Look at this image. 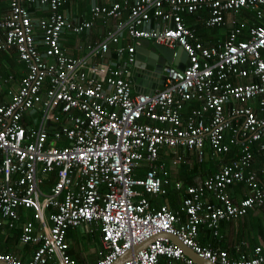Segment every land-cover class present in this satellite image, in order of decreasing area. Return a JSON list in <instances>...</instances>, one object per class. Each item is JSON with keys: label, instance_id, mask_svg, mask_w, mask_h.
Wrapping results in <instances>:
<instances>
[{"label": "built area", "instance_id": "built-area-1", "mask_svg": "<svg viewBox=\"0 0 264 264\" xmlns=\"http://www.w3.org/2000/svg\"><path fill=\"white\" fill-rule=\"evenodd\" d=\"M66 4L8 0L0 15V52L15 49L24 65L17 80H0V93L15 87L8 100L0 97V230L15 229L22 210L31 211L18 241L35 246L28 260L0 251V262L78 264L68 232L82 227L98 232L94 264H113L146 241L120 264H197L171 236L215 264H264V244L249 250L242 242L232 257L198 242L201 226L217 239L222 220L264 206L252 167L255 147L264 169V0L93 3L88 19L69 17ZM242 9L257 23L231 18L226 39L213 45L184 22L206 10L205 26L217 28ZM96 24V39L77 46L81 56L65 51L64 35L89 33ZM139 39L180 46L189 65L164 67L162 89L136 92L129 73ZM188 102L196 106L183 116ZM236 144L239 155L188 185L177 208L154 205L168 182L163 149L186 146L201 157L206 145L221 155ZM237 183L249 193L233 201L228 187Z\"/></svg>", "mask_w": 264, "mask_h": 264}, {"label": "crops", "instance_id": "crops-1", "mask_svg": "<svg viewBox=\"0 0 264 264\" xmlns=\"http://www.w3.org/2000/svg\"><path fill=\"white\" fill-rule=\"evenodd\" d=\"M121 1V0H67V4L62 8V10L69 16V17H77L80 19H88L89 18V9L90 5L93 3L96 4H110L112 2ZM133 1V0H129ZM8 0H0V15H4L8 13ZM240 13V14H239ZM238 14H228L225 19V23L217 28H207L204 24V20L208 16V12L206 10H200L195 15H189L184 17V22L186 26L189 28H193L199 33V37L205 45H213L216 44L218 41H224L227 36V32L230 29V20L231 18L237 19H244L246 16L249 18V22H255V19L251 16L250 13L243 11L242 13L239 12ZM224 28V32H219L218 29ZM99 24H96L89 33H83L80 36H75L71 34L64 35L62 40V46L65 51L73 56H81L84 52L83 49H79L77 46L78 44H84L85 42L94 41L97 35H99ZM3 37V32L0 30V39ZM122 43H130L131 41L124 37ZM90 62H94L95 59H90ZM2 66V67H1ZM22 68V64H20ZM4 68V70H2ZM9 63H6L3 59L0 60V80L5 78V72L8 74H12L15 76L16 70L13 71L9 69ZM18 68V67H17ZM16 69V68H15ZM19 72L23 69H17ZM16 77V76H15ZM20 77V76H19ZM16 77V80L19 78ZM246 81V80H243ZM8 88L0 93V97L9 99L8 96L5 95L8 89H15L14 85L11 83ZM226 137H230V134L227 133ZM231 146L228 155L231 154L232 160L239 155V147ZM168 153V152H167ZM186 162L179 163L176 172L173 171L172 168H168L175 180H180L185 185H189L190 182L194 181L196 184L197 182L201 181L206 177L204 174L195 173V166L196 162L194 160V155L190 152H184ZM224 155H219L215 158L216 164L222 159ZM215 163V162H214ZM211 162V166L215 164ZM195 165V166H194ZM253 168L258 173L259 183L264 185V169L262 162L253 163ZM212 169L211 172L216 170ZM211 174V173H210ZM248 189L241 183L235 184L233 187L229 189V194L233 201H239L248 195ZM174 199L170 198L169 196H157L156 198H152L154 205H158L160 203H166L170 208H177L180 200L183 196H173ZM171 199V200H170ZM206 200H209L212 203H215L216 199L213 196H207ZM172 201L175 202V205H171ZM25 214V215H24ZM31 218V211H24L22 210L21 213V220L17 222V227H21L23 223V219ZM241 218L240 223H236L237 220L231 221H224L222 220L220 223V237L216 239L212 235L211 230L207 229L205 226H201L199 228V236L198 242L202 245H210L216 246L220 249L229 250V253L232 257H235L237 252L235 251L236 246H240L242 242H246L248 244V249L254 248L256 245H263L264 244V206L256 208L254 210H250L248 214ZM238 219V218H237ZM238 220V221H240ZM18 229H8L3 228L0 230V251L5 253H11L22 260H28L35 248L32 244L22 245L18 241V235L15 233ZM87 233V232H86ZM72 235V233H71ZM68 236V238L71 237ZM94 237L95 241L97 242V248L99 246V239L98 235L89 234ZM71 247V246H70ZM243 251H247L246 247L241 248ZM97 250V249H96ZM71 255L74 256L78 260V264H94L96 261V251L89 259L84 258L78 251L72 249ZM236 252V253H235Z\"/></svg>", "mask_w": 264, "mask_h": 264}, {"label": "water", "instance_id": "water-1", "mask_svg": "<svg viewBox=\"0 0 264 264\" xmlns=\"http://www.w3.org/2000/svg\"><path fill=\"white\" fill-rule=\"evenodd\" d=\"M135 58V62L131 64V72L129 73V76L133 84V89L136 92L152 93L154 89H162L164 87L166 76V71L162 70L164 67L174 65L182 70L189 65L187 54L180 46L168 48L148 39L138 40V44L135 46ZM171 240L195 263L215 264L195 254L191 249L183 245V243L176 237L171 236ZM146 245L147 241L135 247L133 251L128 250L113 264H120L129 259L133 253H136ZM0 264L6 263L0 262Z\"/></svg>", "mask_w": 264, "mask_h": 264}, {"label": "trees", "instance_id": "trees-1", "mask_svg": "<svg viewBox=\"0 0 264 264\" xmlns=\"http://www.w3.org/2000/svg\"><path fill=\"white\" fill-rule=\"evenodd\" d=\"M243 11H245V12H248V13H250L251 14V16H253L254 15V13L253 12H250L249 10H246V9H242V10H240L239 12H243ZM199 12V11H198ZM238 12V13H239ZM237 13V14H238ZM196 14V13H195ZM195 14H193V15H195ZM240 14V13H239ZM185 16H189V15H184V17ZM255 23H257V21H255ZM250 24H252V23H250ZM195 30V29H194ZM196 31V30H195ZM197 32V31H196ZM198 35H199V33H197ZM202 39V38H201ZM18 55H17V52H16V50L15 49H11V50H7V51H1L0 52V60H4L6 63H9V66H10V68L9 69H12L13 71H15L16 70V73H15V76L16 77H19V76H21V71L19 72L18 70H17V68H16V65H20V64H22L23 65V63L18 59V57H17ZM2 67V66H1ZM16 68V69H15ZM21 69H24V65L22 66V68ZM2 70H4V68L2 69ZM5 75L7 76V75H9L8 74V72H5ZM5 76V77H6ZM14 76V77H15ZM15 77V78H16ZM193 106H196V103H187L186 104V106H185V108H184V110H183V114H185V115H183V116H186L187 114H188V112H189V110L193 107ZM228 137H225V140L223 141V143H228ZM230 143V142H229ZM233 147H239L238 146V144H236V145H232ZM232 147V148H233ZM238 149V148H237ZM167 152L165 153L164 152V149H163V151L160 153V160L161 161H163L164 163H165V167L167 168V170H168V175L165 177V178H167L168 179V182L165 184L164 183V185H163V188L165 189V194H162V195H159V196H169L171 199L173 198L174 199V197L173 196H186L187 194H186V187L188 186V185H185L184 183H182L180 180H175L174 178H173V176H172V174H171V172H170V164H172V165H178L179 163H184V162H186V160H185V154H184V152H190V153H192L194 156V160H195V162H196V166H195V170H194V172L195 173H202V174H204V175H206V177H204V179H206V178H208V177H210L211 175H213L217 170H218V168H219V166H220V164H221V162L222 163H227V162H229V159L231 158V154L230 155H228L227 153V155L226 156H223V160L221 159L220 161H219V163L218 164H216V161H215V158H217L219 155H216V154H214V149L211 147V146H208V145H206L204 148H203V150H202V155H201V157H199L198 156V152L196 151V149H194V148H188V147H186V146H184V147H182V146H178V147H175V148H169V147H167ZM252 150H253V152L252 153H254V163H257V162H262V160H261V157H260V154H259V152H258V150H257V148H255V147H252ZM221 155H224V154H221ZM168 159V160H167ZM173 161H177V162H173ZM211 162L212 163H214L215 165L214 166H211ZM253 167V166H252ZM169 168V169H168ZM215 168H217L214 172H213V174H212V172H211V170L213 169H215ZM211 173V174H210ZM203 180V179H202ZM201 180V181H202ZM201 181H199V182H197L196 184H199ZM177 183H179L180 184V187L179 188H176V184ZM189 185H195V183H194V181H192V182H190V184ZM234 185H232V186H229L228 187V190L231 188V187H233ZM170 199V200H171ZM171 205H175V202L174 201H172V204ZM16 229H18V231L15 233L16 235H18L19 234V231H20V226L19 227H16ZM71 233H72V230H70L69 232H68V236L69 235H71ZM98 235V232H96V236ZM73 248H71L70 247V251L69 252H72L71 250H72ZM75 250V249H74ZM229 251V250H228Z\"/></svg>", "mask_w": 264, "mask_h": 264}, {"label": "rangeland", "instance_id": "rangeland-1", "mask_svg": "<svg viewBox=\"0 0 264 264\" xmlns=\"http://www.w3.org/2000/svg\"><path fill=\"white\" fill-rule=\"evenodd\" d=\"M224 28L218 29L219 32H224ZM18 67V68H17ZM17 69H21L20 65H16ZM168 150L167 148L164 149L166 153ZM168 160V159H167ZM179 165H172L170 164V168L176 172ZM241 218L236 219V223H240ZM240 220V221H238ZM71 248L78 251L84 258L89 259L91 255H93L97 249V242L95 241L94 237L87 234L82 227H77L72 230V235L69 238Z\"/></svg>", "mask_w": 264, "mask_h": 264}]
</instances>
